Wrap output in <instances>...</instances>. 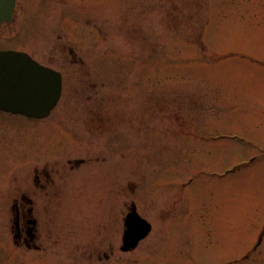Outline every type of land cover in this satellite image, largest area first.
Listing matches in <instances>:
<instances>
[{"label":"rangeland","instance_id":"1","mask_svg":"<svg viewBox=\"0 0 264 264\" xmlns=\"http://www.w3.org/2000/svg\"><path fill=\"white\" fill-rule=\"evenodd\" d=\"M0 48L63 77L45 119L0 112V264H264V0H17Z\"/></svg>","mask_w":264,"mask_h":264},{"label":"water","instance_id":"2","mask_svg":"<svg viewBox=\"0 0 264 264\" xmlns=\"http://www.w3.org/2000/svg\"><path fill=\"white\" fill-rule=\"evenodd\" d=\"M12 3L13 0H0V18L6 17L9 14ZM23 83L26 82L20 81L19 84L14 87L12 86L13 83L11 82L4 83L3 81H0V106H4V108L11 111L27 113L37 117L46 115L49 110L48 108L51 105L45 107L44 109H39V107L33 103L34 99H36L34 94L28 96L26 95L27 93L22 89ZM147 230H145L144 233H142V235L135 240L137 241L138 239L142 238ZM134 243L135 242L132 243V246Z\"/></svg>","mask_w":264,"mask_h":264},{"label":"flooded vegetation","instance_id":"3","mask_svg":"<svg viewBox=\"0 0 264 264\" xmlns=\"http://www.w3.org/2000/svg\"><path fill=\"white\" fill-rule=\"evenodd\" d=\"M18 212L20 214V216L22 215L24 217V219H19V222H20V225H19V230H18V243L20 244L21 243H27L26 240H27V234H28V225H27V219L29 218V216L26 214L25 215V212H23L21 206H18ZM28 213V212H27ZM31 246L34 245L35 243L34 242H30ZM105 258H108V256H105ZM99 260L100 259V256L98 257Z\"/></svg>","mask_w":264,"mask_h":264},{"label":"bare ground","instance_id":"4","mask_svg":"<svg viewBox=\"0 0 264 264\" xmlns=\"http://www.w3.org/2000/svg\"><path fill=\"white\" fill-rule=\"evenodd\" d=\"M4 76H5V75H4ZM4 76H3V77H4Z\"/></svg>","mask_w":264,"mask_h":264}]
</instances>
